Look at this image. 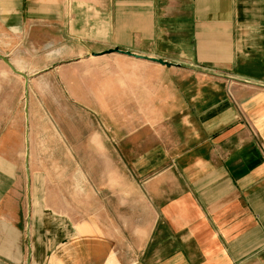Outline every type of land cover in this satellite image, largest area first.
<instances>
[{"label":"crops","instance_id":"crops-1","mask_svg":"<svg viewBox=\"0 0 264 264\" xmlns=\"http://www.w3.org/2000/svg\"><path fill=\"white\" fill-rule=\"evenodd\" d=\"M183 24L187 42L162 39ZM26 47H60L59 91L36 87L52 66L10 58ZM115 47L176 66L93 55ZM0 55L26 76L8 77V92L0 83V264H264V0H0ZM117 90L132 103L117 107ZM129 106L141 115L121 116L113 136V113ZM164 108L176 113L167 138ZM64 159L107 161L104 173L79 169L72 214L63 180V211L41 196L59 190L51 177L64 169L50 161ZM113 160L134 161L133 172Z\"/></svg>","mask_w":264,"mask_h":264},{"label":"rangeland","instance_id":"rangeland-1","mask_svg":"<svg viewBox=\"0 0 264 264\" xmlns=\"http://www.w3.org/2000/svg\"><path fill=\"white\" fill-rule=\"evenodd\" d=\"M167 22L169 21V17H166ZM180 28V30H174L172 32H169L166 36H162V39H165L168 43L172 42L174 43L176 38L180 40V42H187L190 37L188 34V30H185V24L180 26H174V28ZM172 37V39H171ZM164 42L162 45V54L170 58L172 56V50L168 47V44ZM10 58L12 60L17 61L18 66L27 67L31 70H41L45 67L55 66L54 63L58 62L60 60V47H50V48H35V47H26V48H19V49H13L12 52L9 54ZM110 64V63H109ZM113 72H119L122 70V64L118 61H113ZM103 71L104 64L100 65ZM55 75L52 76V79H43L39 82V84L36 85V87L40 88H56L60 89V80L58 79V74L60 73V70H57L55 67L51 69ZM131 70V69H130ZM136 70V69H132ZM71 71V70H70ZM162 71H168V69L164 68ZM74 72V71H73ZM73 72L71 71L70 75H73ZM14 74V71L0 58V83L2 84V87H4L5 91L8 92L11 87H14V82L11 81L8 77H11V75ZM10 75V76H9ZM164 77V75H162ZM184 82V81H182ZM115 85H118L115 86ZM113 86L120 89V79L114 80ZM98 87L104 88L103 80L100 82L98 81ZM165 89V90H164ZM49 93V91L47 92ZM169 89L166 86H162V93H161V103L162 107L166 106L169 101ZM46 101L48 103H60V97L56 96H45ZM58 98V99H56ZM104 98V96H102ZM134 99L135 97H130L129 95L122 96L120 93V90H117L116 93L114 91L113 95V102L114 104H118L117 107H120V104L127 103L131 104V99ZM165 110L161 111V131L163 134V137H169V135H174V129H172V126L174 125V119L176 117V113L172 111H168L167 108H164ZM114 128L112 130L113 136L121 135L120 132H122V129L118 125L116 121H120L121 116L124 117V115L129 118L130 123H136V117L140 116L141 113L132 111L131 106H129L128 112H114ZM144 120L146 122V125L148 124V121H151L152 118V112L145 111L144 112ZM98 120V131L103 133L104 127H103V118L101 117L100 113H98L97 116ZM171 125V130H170ZM64 129L67 134H70L71 136L78 131V127L75 126L72 122L66 120L64 123ZM130 134L135 133L136 129H129ZM153 132V129L150 128V126H147L144 128V136H151ZM23 142L19 144L20 150H23ZM18 167L21 169V171L18 172L20 175L21 180V187H22V211L24 213V216L27 215V200L25 196V175H24V160H19ZM134 161L132 160H113L112 161V167L113 169H119V170H128L129 173H132L134 170L133 166ZM107 161L101 160V161H88V160H73V159H64L60 161H50V168H56L59 170L60 168L64 169V177L63 179L60 178V174L55 175L51 177L52 182L58 184L59 190L52 191V192H44L42 193L43 201H47V203L50 205L54 212H60L63 211V207H60V183H62V180L64 181L65 188H70L68 191L66 190L65 196L68 200L65 201L64 211L66 213L72 214V203H73V197L75 193L72 191V184L73 182H76L78 180V171L80 168L84 169L86 173H88L89 169H96L98 173H104V169L106 167ZM131 179V177H130ZM54 187V186H53ZM78 193H76L77 195ZM112 194V193H111ZM114 195L112 194V198ZM87 199V196H86ZM69 205V207H67ZM50 210V209H49Z\"/></svg>","mask_w":264,"mask_h":264},{"label":"water","instance_id":"water-1","mask_svg":"<svg viewBox=\"0 0 264 264\" xmlns=\"http://www.w3.org/2000/svg\"><path fill=\"white\" fill-rule=\"evenodd\" d=\"M108 53H119V54H124V55H127V56H131V57H135V58H140V59H145V60H149V61H153V62H156V63H159L163 66H166V67H171V66H176V64H173V63H170V62H167L163 59H159V58H155V57H148V56H144V55H139V54H136V53H133L131 51H124L118 47H115V48H110V49H107L105 51H103L102 53H93V55H100V54H108ZM0 58L17 74H20L24 77H26L23 73L17 71L11 64L10 62L3 56L0 55Z\"/></svg>","mask_w":264,"mask_h":264}]
</instances>
